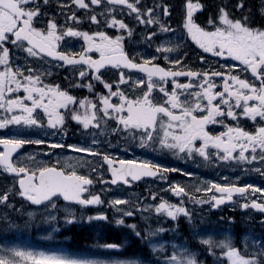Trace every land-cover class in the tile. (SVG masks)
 I'll return each instance as SVG.
<instances>
[{"label":"snow or ice","instance_id":"6c2138e0","mask_svg":"<svg viewBox=\"0 0 264 264\" xmlns=\"http://www.w3.org/2000/svg\"><path fill=\"white\" fill-rule=\"evenodd\" d=\"M231 8L221 2L205 21L198 23L196 16L205 10V5L200 0H184L182 5L183 34L204 53L233 61L220 65L221 70L217 71L213 65L192 70L182 64L187 57L186 52L181 55L179 51L183 41L177 43L179 37L175 30L160 18L161 13L169 17L167 4L149 6L147 0H0V129L8 126L15 129L11 135L0 136V169L15 179L14 185L0 192V203L8 205L13 195L18 196L21 207L9 206L21 213L17 219L26 215L25 227L35 223L39 214L44 223L53 224V231H57L58 217L53 213L60 211L65 224L109 222L104 211L87 217L76 216L74 206H80L83 212L88 206L104 203L99 193L89 194L94 185L92 176L101 185L114 186H127L153 177L168 182L167 189L161 191H170L180 198L179 203L166 200L157 191L136 200L123 196L107 200L108 206L114 209L111 221L114 226L126 227L141 239L138 225L125 224L126 218L137 212L150 215L154 211L172 221L183 216L191 224L193 213L185 206L184 197L195 204H210L215 209L238 196L249 201L241 203V208L264 213V187L251 183L241 185L240 176H236L234 182L224 178L223 183L208 180L199 185L182 186L168 181L167 174L178 169L149 159L114 157L101 149L104 141L97 138V133L122 134L123 140L153 152L171 153L180 159H201L206 167L213 163H231L243 172L251 170L264 177V0H261L259 20L251 14L250 7L246 10V0H236ZM77 11L83 12L84 18L77 15ZM125 16L129 22H125ZM85 21L90 29L95 27L96 30H83ZM130 24L146 30L149 26L156 29L147 30L141 37L149 46L158 34H171L175 39L162 40L154 54L137 52L131 47L135 29ZM109 30L116 34L110 35ZM73 39L83 41L80 51H73L71 47L61 50ZM13 49L26 53V59L43 61L46 56L58 62L59 67L72 68L75 84L70 82L65 88L59 83H45L53 75L50 68L14 64ZM161 56L166 61L165 66L158 62ZM199 60L204 62V55H200ZM181 68L187 70L181 71ZM237 69L239 71L234 72ZM131 70L143 73L144 77L133 79ZM179 77H186V82L180 83ZM217 80L222 83L217 84ZM169 81L171 91L166 87ZM97 85L106 92H95ZM75 89H87L90 95L78 98L72 94ZM69 120L76 122L78 129L91 133L89 143H49L46 135L44 138L33 136V129L45 133L56 129L66 135L64 129ZM247 122H251V130L244 126ZM110 124L114 126L109 128ZM210 126L223 130L215 131ZM45 144L96 157L103 163L92 167L83 158L67 157L62 167L60 163L49 165L38 161L36 154L13 157L25 145ZM107 147H113L110 141ZM67 160L72 163L68 164ZM257 163L260 167L251 168ZM105 165L110 180L104 178ZM85 166L89 169L87 174L83 172ZM183 174L193 176L192 172ZM194 193H203L208 199ZM254 194H261L260 202L253 198ZM61 198L66 202L62 209L57 203ZM25 205L36 211L25 212ZM4 219L7 222L10 217ZM141 219L147 220L148 216ZM143 231L153 237L168 229ZM247 239L245 237L243 251L234 246L229 237L219 241L202 239L201 243L213 255L214 248L220 249L214 264H223L224 259L227 264H264V239L253 240L251 251ZM149 244L153 252L164 248L163 244L152 241ZM100 247L114 249L120 245L107 243ZM0 264H142V261L103 260L63 249L0 246ZM164 264L203 262L197 259L196 253L173 245V252L165 257Z\"/></svg>","mask_w":264,"mask_h":264},{"label":"flooded vegetation","instance_id":"af4514ba","mask_svg":"<svg viewBox=\"0 0 264 264\" xmlns=\"http://www.w3.org/2000/svg\"><path fill=\"white\" fill-rule=\"evenodd\" d=\"M184 0H147L149 6L153 3L155 4H167L170 9L169 17H164L161 13V20L170 25L174 30L179 40L176 42L179 43L183 41V45L181 47L180 54L183 55L185 52L187 53V57L185 61H182V64H186L192 70H200L206 69L209 65H213L216 67V70L219 71L221 68L220 65L227 63H233L230 58L227 57H215L212 53H204L202 49L191 41L185 34H183V30L181 27L182 24V5ZM196 2V0H193ZM202 4L205 5V10L200 12L197 16V22L205 21L209 15L215 11L216 5L221 2L227 3L229 5V9L232 10L231 6L236 2V0H200ZM251 8V14L259 20L260 18V8H261V0H246V10L247 8ZM99 11V9H97ZM77 15H80L84 18V13L81 11H77ZM239 15V13H237ZM117 18H120L119 16ZM125 22H129L128 18L125 16ZM62 19V17H61ZM134 27L135 34L132 38L131 47L134 48L137 52H149L155 53V48L162 40L166 39H175V37H171V34L164 35L158 34L152 41L151 46H149L146 42L142 40V35H146L147 30L155 31V28L149 26V29H144L142 26L131 25ZM83 30H89L90 25L86 21L82 24ZM92 31H95V27H91ZM110 35H115L114 30H109ZM83 44L82 40L73 39L69 43L64 45V48L61 50H67V48L71 47L73 51H80L81 46ZM126 49L129 47L128 42H125ZM26 53L22 51L12 50L13 63L20 64H31L32 66H40L43 65L45 68H50L53 75L46 79L45 83H59L62 87L68 88L69 83L75 84V80L73 77V69L64 66L59 67L58 62L53 60L50 57H46L43 61H38L36 58L28 57L26 59ZM204 55L205 61L201 62L199 60V56ZM171 58L178 59L179 56H172ZM158 62L161 63V66L166 65V61H164L163 57H159ZM62 63V62H60ZM171 67V65H168ZM175 70V68L173 69ZM181 71L187 70L186 68H181ZM239 71L234 70V72ZM128 70H126V73ZM130 74L133 79L143 78L144 74L138 72L137 70H131ZM111 75V73H109ZM69 77L68 80L65 77ZM243 78V77H242ZM180 83L186 82V77L178 78ZM195 83V81H193ZM217 84L222 83V81L217 80ZM169 91H171L170 81L166 85ZM95 92H101L106 90L102 89V86L97 85L95 87ZM219 90V89H217ZM22 94V93H21ZM73 95H76L78 98L83 97L85 95H90L87 89H75L72 92ZM154 96H161L162 94L154 93ZM166 99V98H165ZM115 102V98H114ZM230 122V121H226ZM114 126L113 124L109 125V128ZM246 128L251 130V122H247L244 125ZM214 127L215 131H221L219 126H210V128ZM66 135H61L60 130L56 129H48L47 133L40 131L37 132L35 129L32 130L34 138H44L45 135L49 143H71L76 144L80 143H89L91 139V133L85 132L82 129H78L76 122L68 121L66 124ZM15 129L12 126H8L4 129H0V136L11 135ZM97 138L104 141L100 145L102 150H106L108 154L112 156H119L123 159H149L154 163H160L161 165L168 168H176L178 171L169 172L167 174L168 181H176L179 182L182 186H188L190 184L199 185L201 181L215 180L217 183H223L224 178H227L228 182H234L236 176H240L241 179L238 182L239 184L249 183L250 177H243V171H241L235 164L231 163H213L211 165L205 166L204 162L201 159H180L178 157H174L171 153H160L153 152L150 149H144L139 147L135 143H129L122 139L121 136L114 135H100L97 133ZM111 142L112 148H108V142ZM127 149V150H125ZM25 154H36V159L38 161H43L49 165L53 163H60L63 167L65 166L64 161L67 157H75L76 159H85L89 162L92 167H96L99 164L103 163L99 158L90 157L86 154L76 153L72 150L67 149H59V148H51L49 144L45 145H25L22 150H18V154L14 153L13 157L15 159L22 158ZM68 164H71V160H67ZM243 167H248L244 165ZM260 167V165L253 164L251 168ZM89 171L88 167L85 166L83 172L87 174ZM106 180H110V174L107 173V167L104 166ZM184 172H192L193 176L187 177L183 173ZM251 172V170L247 171ZM246 173V172H244ZM258 174V173H257ZM94 179V185L89 189V194L99 193L101 195V199L104 201L102 205H93L88 206L86 210L82 212L80 206H74V210L76 216L79 218L81 215L87 217L88 215H94L97 211H104L108 216L113 215L114 209L109 207L107 204L108 199H113L118 196L128 197L132 200H136L139 196L149 197L152 191H157L159 195H163L166 200H169L172 203H179L180 198L175 197L170 191L162 192V189H167L168 182L162 181L159 178L153 177H145L140 181H136L131 185H111L110 183H106L104 185L99 184L97 178L92 176ZM10 184V185H9ZM15 184V179L11 174L5 173L2 169H0V191L3 188H8ZM259 187H264V183L259 184ZM186 190L187 189L186 187ZM195 195L200 196L202 199H208L203 193H194ZM261 194H254L253 198H257L260 201L259 196ZM14 198L18 199L21 203V198L18 196H14ZM185 200V206L189 208L193 213L192 223L189 224L183 216H180L176 221H172L170 218L163 219L162 216H157L154 211L149 215L148 213H140L137 212L135 216L131 218L125 219V224H137L138 231H141V235L143 239L138 238L134 235V233L126 228V227H117L114 226L109 219V222L104 221H94L91 224L85 221H78L72 224L62 223L63 212H58L62 215L61 217V225L59 227V233L68 234V237H62L63 240H68L73 244L78 243V239L81 240L91 235L92 231L94 233L101 230H111L113 228L120 229L121 235V243L120 247L116 248L115 251L117 254L122 255L127 260H139V261H160L161 259H165L166 256H170L173 252V245L183 246L196 253L197 259L204 262V264H213L217 257H219L220 249L214 248L213 251L215 255L211 254L208 251V247L201 243L202 239L205 238H215L218 241V236L213 233L209 234L206 232L208 229H212L214 231H220L218 234L225 236L224 231L229 230L230 236L234 239V244H240L241 239V231L242 228L251 227L252 229H257L258 226L264 228V213L254 210L252 208L243 209L240 207V204L243 202H249L248 200L242 199L238 196H234L233 201H226L224 204L218 206L215 209H212L210 204H195L191 201H188L187 197L183 198ZM150 202V201H148ZM159 203V199L156 200ZM61 209L63 208L66 202H63L62 198L57 202ZM25 207H27L25 205ZM28 208V207H27ZM142 216H148L147 220H142ZM164 228L168 229V231L158 233L160 237L163 238V242L161 244L164 245L162 251L153 252L149 241L155 242L158 238L156 235L153 237H148L144 233V229H156V228ZM69 229L75 232V239L72 238V235L68 233ZM247 229V228H246ZM117 235V234H116ZM108 237V236H107ZM76 240V241H74ZM176 251H179V247L176 248Z\"/></svg>","mask_w":264,"mask_h":264},{"label":"rangeland","instance_id":"374dc122","mask_svg":"<svg viewBox=\"0 0 264 264\" xmlns=\"http://www.w3.org/2000/svg\"><path fill=\"white\" fill-rule=\"evenodd\" d=\"M256 168V167H254ZM243 177H250L249 183L253 184L256 187H259V184L264 183V177L261 175L257 174L254 171L251 172H243ZM10 185V184H9ZM6 188H3L0 192L5 190ZM15 204L16 208L19 209L21 207V203L18 201V199L14 198L13 196L9 200V204L5 205L3 203H0V246H20V247H31L36 250H57V249H63L66 251L67 250L61 246L57 247H51V246H46L44 242H34V238H42L46 240H51L53 239V227L54 225L51 223H44L43 222V217L41 215H37L35 217V223H32L30 226L25 227L24 223L25 220L27 219L26 215L24 216L23 219H17L21 215L20 212H14L13 209L9 206ZM28 210L36 211L35 208H27L25 207V212ZM39 212L43 213L44 209H39ZM46 214V213H45ZM59 217L58 213H53ZM157 216H162L160 214H156ZM9 216L10 220L5 221L4 217ZM163 219H166V217L163 215ZM12 225H17L16 227H13ZM57 228V226L55 225ZM245 231L243 232V235L240 239V244L235 245L234 244V239L230 236L229 230H225V236L218 234L220 231H214L212 229L206 230L207 233L213 234L215 233L218 236V241L224 239L225 237L231 238L233 245L240 248L242 251L244 249V244H245V237H247V243L249 245V251L252 250V242L253 240L259 241L264 239V231H255L251 227H246ZM51 234V235H49ZM158 238L155 240L154 243L161 244L163 242V238L160 237V235L157 233L156 235ZM207 239V238H205ZM212 240L217 241L215 238ZM116 249V248H114ZM107 248L104 249L103 253L107 252ZM76 254H81V255H88L93 258L97 259H103V260H127L123 256L120 255H115V254H109V255H90L87 253L79 252V251H71ZM131 260V259H129ZM142 264H164V259H161L160 261L153 263V262H142ZM204 264V262H203ZM214 264V263H213ZM223 264H227L226 259L223 260Z\"/></svg>","mask_w":264,"mask_h":264},{"label":"trees","instance_id":"16d2710c","mask_svg":"<svg viewBox=\"0 0 264 264\" xmlns=\"http://www.w3.org/2000/svg\"><path fill=\"white\" fill-rule=\"evenodd\" d=\"M68 233H70L72 235V238L75 239V232H73L71 229H69ZM98 233L102 234L103 239H104L105 234H108V239L110 241H113L115 243H118L120 241L119 236L116 235V233H117L116 230L111 229V230L106 231V230L99 229ZM66 235H68V234H66ZM102 238L100 236L96 235V237L92 238L91 240H89V238L86 237V238H83V240L78 239V242L80 241L81 243H83L84 241H88L87 243L91 242V243H96V244L100 245L101 243H104V240ZM74 241H76V240H74Z\"/></svg>","mask_w":264,"mask_h":264}]
</instances>
